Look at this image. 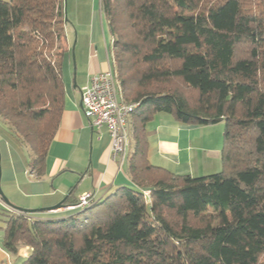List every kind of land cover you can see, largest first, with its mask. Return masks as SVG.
Wrapping results in <instances>:
<instances>
[{
  "label": "trees",
  "instance_id": "obj_1",
  "mask_svg": "<svg viewBox=\"0 0 264 264\" xmlns=\"http://www.w3.org/2000/svg\"><path fill=\"white\" fill-rule=\"evenodd\" d=\"M100 3L123 99L138 104L133 185L59 219L0 205L4 247H30L21 264H264V0ZM69 22L65 0H0V116L37 177L64 110ZM159 113L225 121L222 169L151 163L147 124Z\"/></svg>",
  "mask_w": 264,
  "mask_h": 264
},
{
  "label": "crops",
  "instance_id": "obj_2",
  "mask_svg": "<svg viewBox=\"0 0 264 264\" xmlns=\"http://www.w3.org/2000/svg\"><path fill=\"white\" fill-rule=\"evenodd\" d=\"M71 8L72 19L66 25V32L71 29L66 43L69 51L72 50L73 31L85 30L81 38L78 33L75 42V51L80 48L79 69L74 74L72 62L67 64L72 55L66 58L64 110L48 152L43 176L37 177L31 171L25 146L0 125V146L7 162L2 172L6 194L17 206L37 209L31 214L43 219H59L79 212L80 209H69L67 206L40 210L65 202L70 194L72 199L78 200L81 194L92 192L97 202L107 199L125 185H133L127 157L122 165L111 158V139L107 128L94 127L82 107V91L89 77L109 70L112 64V36L100 0H72ZM221 125L181 123L170 115L156 114L147 124L151 131L149 160L175 173L203 176L219 172L222 169L223 148ZM27 150L30 155L28 147ZM146 195L149 196V192ZM3 203L0 202V205L8 207ZM4 228L5 223L0 220V264H21L31 248L24 247L18 254L8 251L3 244Z\"/></svg>",
  "mask_w": 264,
  "mask_h": 264
},
{
  "label": "built area",
  "instance_id": "obj_3",
  "mask_svg": "<svg viewBox=\"0 0 264 264\" xmlns=\"http://www.w3.org/2000/svg\"><path fill=\"white\" fill-rule=\"evenodd\" d=\"M137 106V103L123 99L113 64L109 70L91 75L82 91V107L86 117L97 129L107 128L111 139V158L121 165L127 157L131 143L129 121ZM95 200L94 193L85 192L79 196L76 204L67 208L85 209L94 204ZM2 201L0 199V202Z\"/></svg>",
  "mask_w": 264,
  "mask_h": 264
},
{
  "label": "rangeland",
  "instance_id": "obj_4",
  "mask_svg": "<svg viewBox=\"0 0 264 264\" xmlns=\"http://www.w3.org/2000/svg\"><path fill=\"white\" fill-rule=\"evenodd\" d=\"M98 1V0H97ZM71 2H72V0H68L67 1V11H66V9H65V12H66V17L69 19V20H71L72 19V17H71V10H72V8H71ZM69 27H71V26H69ZM85 29V28H84ZM71 31V29H69V30H67V34H69V32ZM83 31H85V30H83L82 28H80L79 29V32H77V30H74L73 31V33H72V57H69L70 58V60H68L67 61V64H68V62H72V64H73V73L75 74V72L77 73V69H79V61H80V53H78L79 52V50H80V48H78V51H75V48H74V46H75V42L78 40V33H79V37L81 38L82 36H81V34L83 33ZM80 38H79V40H80ZM74 48V49H73ZM73 53L75 54V60H74V57H73ZM77 56V57H76ZM77 60H78V63H77ZM162 115H165V116H168L167 115V113H161ZM6 120L5 119H3L1 116H0V125L2 126V127H4L5 129H7V127H6ZM218 124H222L221 125V128H222V141H224V130H225V125H226V123H225V121H221V122H219V123H217V125ZM211 125H214V124H211ZM0 145H1V143H0ZM25 148V153H26V156H27V158H28V164H29V160H30V155H29V152H28V150H27V147H24ZM3 154H4V151L2 150V148H1V146H0V156H1V159H2V161H1V165H2V172L4 171V168L7 166V162H6V160L4 159V156H3ZM1 186H2V189H3V191H4V193L6 194V190H7V186H6V183L3 181V173H2V179H1ZM6 196H7V194H6ZM8 197V196H7ZM4 205V204H3ZM93 210V209H92ZM90 212L91 211H89V210H87V211H85V214L86 215H89L90 214Z\"/></svg>",
  "mask_w": 264,
  "mask_h": 264
},
{
  "label": "water",
  "instance_id": "obj_5",
  "mask_svg": "<svg viewBox=\"0 0 264 264\" xmlns=\"http://www.w3.org/2000/svg\"><path fill=\"white\" fill-rule=\"evenodd\" d=\"M67 1L68 0H65V9L67 11ZM66 19H68L66 17ZM75 48V46H74ZM73 48V49H74ZM73 57H74V60H75V54L73 53ZM1 179H2V168H1V157H0V197L2 198V200L4 201V203L12 208L13 210L15 211H20V212H28V213H34V212H37L38 210L37 209H26V208H22L20 206H17L15 204H13L10 199L6 196V194L4 193L3 189H2V186H1ZM61 207H66V205H64V202H60L54 206H51V207H46V208H41L40 210L41 211H49V210H55V209H59Z\"/></svg>",
  "mask_w": 264,
  "mask_h": 264
}]
</instances>
